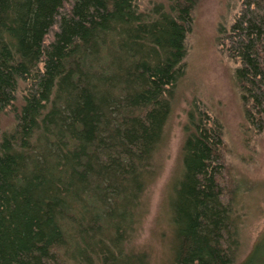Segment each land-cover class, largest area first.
I'll return each mask as SVG.
<instances>
[{
  "label": "trees",
  "instance_id": "trees-1",
  "mask_svg": "<svg viewBox=\"0 0 264 264\" xmlns=\"http://www.w3.org/2000/svg\"><path fill=\"white\" fill-rule=\"evenodd\" d=\"M200 2L0 0V264H150L132 242ZM239 4L218 43L239 64L244 126L260 134L264 0ZM9 108L16 124L2 133ZM183 131L168 264H235L223 126L193 103ZM263 247L264 237L243 264Z\"/></svg>",
  "mask_w": 264,
  "mask_h": 264
},
{
  "label": "rangeland",
  "instance_id": "rangeland-1",
  "mask_svg": "<svg viewBox=\"0 0 264 264\" xmlns=\"http://www.w3.org/2000/svg\"><path fill=\"white\" fill-rule=\"evenodd\" d=\"M142 10L163 0H138ZM239 0H201L187 39L186 76L167 127V143L161 153L162 171L143 198V212L132 244L147 252L150 264H168L173 243L170 202L181 176L183 127L190 105L197 103L219 120L226 144V199L231 198L239 224L240 249L235 264H243L264 237V130L245 127V108L235 81L239 64L218 43V27L231 26ZM19 98V97H18ZM16 124L12 108L2 117L1 132ZM224 181V180H223ZM253 264H264V247Z\"/></svg>",
  "mask_w": 264,
  "mask_h": 264
}]
</instances>
